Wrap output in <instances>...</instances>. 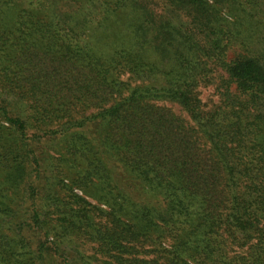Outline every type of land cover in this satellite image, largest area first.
<instances>
[{
    "label": "trees",
    "instance_id": "16d2710c",
    "mask_svg": "<svg viewBox=\"0 0 264 264\" xmlns=\"http://www.w3.org/2000/svg\"><path fill=\"white\" fill-rule=\"evenodd\" d=\"M0 264H264V0H0Z\"/></svg>",
    "mask_w": 264,
    "mask_h": 264
},
{
    "label": "rangeland",
    "instance_id": "374dc122",
    "mask_svg": "<svg viewBox=\"0 0 264 264\" xmlns=\"http://www.w3.org/2000/svg\"><path fill=\"white\" fill-rule=\"evenodd\" d=\"M201 97L206 105H211V100H215L213 87L201 91Z\"/></svg>",
    "mask_w": 264,
    "mask_h": 264
}]
</instances>
